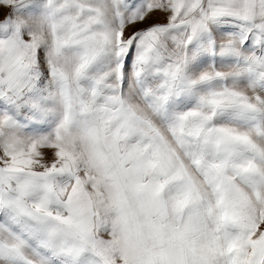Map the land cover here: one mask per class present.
Returning a JSON list of instances; mask_svg holds the SVG:
<instances>
[{
  "label": "snow or ice",
  "instance_id": "obj_1",
  "mask_svg": "<svg viewBox=\"0 0 264 264\" xmlns=\"http://www.w3.org/2000/svg\"><path fill=\"white\" fill-rule=\"evenodd\" d=\"M0 264H264V0H0Z\"/></svg>",
  "mask_w": 264,
  "mask_h": 264
}]
</instances>
